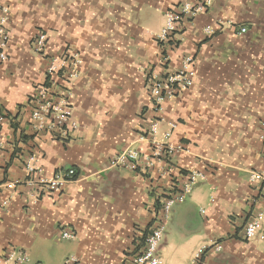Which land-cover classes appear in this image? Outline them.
<instances>
[{"label":"crops","instance_id":"0c3cea01","mask_svg":"<svg viewBox=\"0 0 264 264\" xmlns=\"http://www.w3.org/2000/svg\"><path fill=\"white\" fill-rule=\"evenodd\" d=\"M184 1L201 0H0L10 34L0 62V264L21 255L25 264H65L70 256L134 264L160 195L192 172L197 182L166 223L164 264H264V239L245 236L264 211V189L251 182L264 172V0H214L184 15L175 46L164 48L167 15ZM187 56L194 83L161 103L153 140V81L175 74ZM75 57L81 64L68 87L76 128L39 132L33 99L49 67ZM154 142L187 150L174 152L170 165H149ZM127 149L139 153L138 169L111 166ZM69 170L75 176L50 191L47 183ZM213 244L221 249L196 258Z\"/></svg>","mask_w":264,"mask_h":264},{"label":"built area","instance_id":"2783aa9c","mask_svg":"<svg viewBox=\"0 0 264 264\" xmlns=\"http://www.w3.org/2000/svg\"><path fill=\"white\" fill-rule=\"evenodd\" d=\"M214 0H201L199 2L184 1L178 6L177 11L169 13L167 15V23L159 40L164 44H170L175 46V33L177 29V23L182 19L184 15H197L204 12L213 4ZM8 18L0 17V62H6L8 60L7 49L10 42V34L6 29ZM207 34H212L211 28H206ZM242 32H246L243 29ZM45 36L41 35L38 41L40 47L44 46ZM162 64L168 61L167 57H163ZM194 59L191 56H187L182 61V66L173 75L166 77L155 78L151 88L152 96L154 99V111L159 118L153 120L150 129V136L155 140L162 118H160L161 103L165 100H172L178 94L192 86L194 83L195 70L193 69ZM81 60L77 57L73 59H61L59 64H52L47 71V80L45 85L40 89L38 94L34 97L35 100L32 121L35 128L39 132H48L51 134H62L66 136L67 128H76V123L73 121V109L69 101L70 91L68 82L73 78L77 69L80 67ZM6 121L5 117L0 114V126ZM260 141L264 144V120L260 124ZM172 130L166 133V138L170 139ZM155 143V142H154ZM187 150L182 145H175L173 143L161 144L155 143L153 145L151 155L146 158V162L149 165L154 163H161L165 165L171 164V159L176 151ZM140 155L135 150L127 149L119 154L115 159L111 161V166H126L132 170H136L139 167ZM31 175L35 174V170L29 171ZM75 176L74 170L66 172L63 178L53 179L48 182V188L50 191H60L61 188L69 182ZM199 178V173L192 172L182 181L174 182L172 190L164 195H160L158 206V218L155 226L151 229V232L145 238V246L133 259L134 264H164L163 259L159 255V249L161 241L164 236L166 223L171 215L172 208L175 204L183 202L185 196L191 191L194 184ZM44 182V181H43ZM251 182L264 189V172L254 171L251 176ZM10 188H14V185H10ZM264 192V191H263ZM264 211H259L255 216L247 223L245 227V236L247 239H264L263 232ZM63 239H74L75 234L70 231L62 232ZM221 246L213 244L210 247H202L196 254V258L199 259L202 254L212 250L219 251ZM14 259V256L11 257ZM17 264H25L27 257L21 255L15 259ZM65 264H80V260L77 256H70L65 260Z\"/></svg>","mask_w":264,"mask_h":264}]
</instances>
